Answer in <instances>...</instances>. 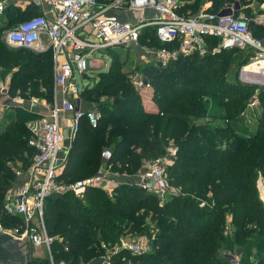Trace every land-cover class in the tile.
I'll return each instance as SVG.
<instances>
[{
  "label": "trees",
  "instance_id": "1",
  "mask_svg": "<svg viewBox=\"0 0 264 264\" xmlns=\"http://www.w3.org/2000/svg\"><path fill=\"white\" fill-rule=\"evenodd\" d=\"M187 1L182 9L185 12L195 6L198 12L208 1L211 5L207 10L218 12L228 0ZM14 4L10 3L0 15V38L4 28L15 24L8 22L17 23L42 13L40 6L32 3L26 2L24 8ZM146 29L153 33L147 31L152 42L146 39L153 48L172 47L171 43L157 39L155 28ZM5 47L0 39L3 73L15 66L22 73L38 71L51 96L52 69L48 63L39 66L40 59H49V55L20 54ZM221 50L180 57L165 67L145 65L143 79L155 91L170 81L177 90H171L169 104L160 103L157 95L153 97L157 113L143 110L138 92L116 58L108 72L99 73L96 83L83 90L92 105L98 103L94 108L100 109L101 118L95 128L82 118L59 179L70 182L79 178L82 160L89 153L98 168L104 149L111 151L108 163L114 169L133 174L142 159L163 155L172 140L177 152L166 166L165 177L177 192L163 203L157 194L135 184L116 186L115 200L100 188L88 189L86 202L72 194L49 196L43 219L48 234L54 238L51 250L55 262L80 264L102 256V243L112 248L121 242L122 235L136 233L149 215L152 222L143 228L149 250L120 251L112 257L114 264H236V252L239 264H264V203L256 186L259 177L264 179V94L259 97L262 113L254 131L240 132L246 102L255 86L243 84L236 77L234 81L228 80L229 50L235 49ZM19 79L18 83L10 77L11 93L19 90L26 97L38 87L31 77ZM101 97H106L107 103L100 102ZM218 107L224 113L220 116L221 124L216 123L221 120L218 117L208 119L216 116L212 110ZM17 113L18 119L7 123L0 134V210L4 195L14 182L12 164L19 161L22 168H27L36 152L28 143V122L38 113L23 109ZM90 134L98 138L93 143ZM118 163L120 168L116 167ZM201 201L205 205L201 206ZM141 208L146 212L139 214ZM228 252L235 254L234 260ZM27 264L50 263L32 255Z\"/></svg>",
  "mask_w": 264,
  "mask_h": 264
},
{
  "label": "built area",
  "instance_id": "2",
  "mask_svg": "<svg viewBox=\"0 0 264 264\" xmlns=\"http://www.w3.org/2000/svg\"><path fill=\"white\" fill-rule=\"evenodd\" d=\"M183 1L112 0L110 4L101 5L99 0H26L38 6L46 5L49 9L12 26L3 37L11 46L35 51L50 48L54 62V84L71 95L80 92L75 72L80 76L85 74L89 56L109 48L130 46L138 40L141 29L149 25L155 28L159 41L172 44V47L153 51L159 66L165 67L180 57L193 54L203 56L208 51L214 53L217 49L246 48L249 50L248 56L245 58L246 62L240 65L238 80L243 84H257V89L264 87V42L253 34L249 18L243 13H234L227 9L218 12L201 10L192 14L182 10ZM10 3H17V0H0V15ZM121 5L134 12L148 8L155 15L151 19H140L139 22L131 23L109 11V7ZM254 21L264 24V5ZM213 40L216 44L214 47ZM135 77L134 85L138 89L152 87L143 77ZM256 100L257 96L254 94L248 105L253 106ZM66 111L73 114L71 127L74 132L83 117L93 128L97 127L101 118L97 108L82 111L64 98L61 103H54L47 112L38 113L30 120L28 143L36 151L30 166L33 176L12 197H7L1 210L4 214L19 216L20 222L11 226L0 222V232H8L18 238L28 235L33 248L42 247L47 251L50 264L65 262L61 260L56 263L52 258L51 244L54 238L48 234L43 219L47 198L68 192L81 198L91 188L108 191L128 176L108 163L111 151L104 149L101 153L104 163L95 174L70 182L59 179L63 166L59 155L64 141L60 119ZM176 152V147L167 148L161 156L142 159L140 169L130 175L135 180L133 184L146 192L157 194L160 198H164L165 194H175L177 189L170 187L165 180V169L167 163H171L176 156ZM111 183L113 185L110 187ZM256 186L264 203V179L259 177ZM200 205H205V202L201 201ZM148 244L122 240L111 248L102 243L105 263L108 264L112 256L120 251L145 252L149 250Z\"/></svg>",
  "mask_w": 264,
  "mask_h": 264
},
{
  "label": "crops",
  "instance_id": "3",
  "mask_svg": "<svg viewBox=\"0 0 264 264\" xmlns=\"http://www.w3.org/2000/svg\"><path fill=\"white\" fill-rule=\"evenodd\" d=\"M109 1L111 2L112 0H109ZM110 2L109 3L104 2V3H99V4H101V5L106 4L107 5V4H110ZM17 3H15L14 5H17L19 7L24 8L26 5L25 4L26 0H17ZM210 5H211L210 1L205 2L202 4V7H200L199 8L200 10H198V11H201V10L208 11L207 9L210 7ZM40 8L42 10V13L44 11H48V9H49L48 6H46V5L40 6ZM109 11L116 14L119 18L127 20L131 23L139 22V21H141L140 19H142V20L151 19L155 15L154 12L148 8L143 9L140 12H134L133 10H128L125 5H121L118 7H109ZM2 14H4V13H2ZM135 16H136V18H135ZM17 23H19V22H17ZM17 23H15L14 25H16ZM14 25H11V26L9 25L8 27L4 28L1 31V38L0 39L5 44V46H6L5 48H8V50L12 51V52H19L20 54H28V53H30V54L35 53V54H39V55L48 54L50 58L45 59L43 57L42 59H40L39 66L44 67L48 63L49 67H51V69H52V83H53L54 82V62H53V57H52V50L50 48H48V49H45L43 51H35L32 49H25V48L18 47V46L8 45L4 41L3 35L6 32V30H8L9 28H11ZM147 27L154 29L153 26H151V25L144 26L142 29H145ZM154 31H155V29H154ZM133 44H131L130 46H132ZM145 44L147 46H149V50H148L147 54L142 57V60L147 61V62H146V64L138 63V66H137L138 73H135V70L133 72V73H135V75H138L140 73L143 78H144V75L142 72V68L147 64H156L155 56L153 54V51L155 50V48H153L152 45H149L148 42ZM130 46L109 48L105 51H99L98 53L108 57V62H106L105 60H95L93 58H90V57H93L97 53L92 54L87 59V66H88L87 71L81 77L87 76L86 73L90 70L96 71V73H98V75H99V73L108 72L111 65H112V62L114 60V58H113L114 55H116V56L121 55L122 52L124 50H127ZM151 48H152V50H150ZM119 62H121V64L123 65L122 61H119ZM3 70H4V68L0 67V134H1V131H3V128L6 126L7 123L16 121L18 119V117H19L18 116L19 113H17L18 111L23 109V110H27L28 112L33 111L34 113H38L39 111H43L46 109V106L43 104L42 101H40L42 99L36 95L38 93H43L46 91L45 86L42 84V77L40 75V72H38V71L37 72H31L29 70L27 72L22 73L23 70L19 69L16 66L13 67L12 69H9V71H7L5 73H3ZM35 71H36V69H35ZM10 77H12V79L14 78V80L18 83L20 82L19 78L31 77L33 82H38V87L33 90L32 94L28 93L26 97H23L22 95H20L19 90H16L14 93H11V91L13 89L11 90ZM93 77L94 76H92V78ZM97 80H95V83ZM88 86L92 87L91 84L90 85L86 84V85L82 86L80 88V92L77 95L67 94V92L62 87H60L61 88L60 92H54L53 99L55 100V103H61V101L64 100V98H67L72 103L74 102L73 104L76 108H78L82 111H87V110L91 109L90 105H92V103H91V101L87 100L86 98L85 99H82V98L84 95L83 90ZM150 90H151V88H144L138 92L141 96V104H142L143 110L145 112L157 113L159 109H158L157 104L154 102V99L152 98V96L150 94ZM141 91H143V94ZM45 112H47V111H43L42 113H45ZM100 113L102 114L101 111H100ZM72 115H73L72 112L66 111L63 113V115L60 119V126H61L62 133L64 135V141H63V149H62L59 156H60V159H61V162L63 163V165L66 162L67 156L69 154L73 140H74L75 135H76V131L74 132L72 130V127H71ZM81 120H80V122H81ZM80 125H81V123L79 124V126ZM90 139H91V143H93L95 141V139H98V138L96 136H92V134H90ZM94 162L95 161H93L92 156L89 153V155L86 156L82 160V167H81V170H80L78 177L84 178V177H88L89 176L88 174H93V173L95 174L97 172L98 168L104 163V160L101 158L99 165H98V168H95ZM118 165H119V163L116 164V167H119ZM12 166L15 170V178H14V182H13L12 186L7 191V193L4 195L3 202L7 199V197L9 195H11V197H12L17 192V189H19L21 186L25 185L33 176V173H32L31 167H30L31 163L27 168H22L19 161H16L15 163H13ZM139 169H140V166L136 170V172ZM123 174H126L128 176H126L127 178L123 179L122 182H120L117 186H119L120 184H133V181H135V180L130 176L132 174H127L126 172H123ZM91 189H95V188H91ZM65 194H72L74 197H76V198L78 197L72 192L59 194V196H62ZM78 199L79 200L81 199V201H83V197H81V198L78 197ZM9 216H7V214H4L0 210V222L3 223L5 226H11V225L16 224V222H20L19 216H15V218H10ZM34 249L35 250H37V249L42 250L43 249L46 252V254H44V252H41V254H39V252H38V253H36V257L37 258H46L49 261L47 251L44 248L35 247V248H33V251H34ZM51 253H52V250H51ZM52 258H53V254H52ZM53 260H54V258H53ZM58 262H56V263H58ZM112 263H113V258L110 260V262L108 264H112ZM80 264H87V263H80ZM103 264H106V263L104 262ZM125 264H129V263H125ZM131 264H133V263H131Z\"/></svg>",
  "mask_w": 264,
  "mask_h": 264
},
{
  "label": "rangeland",
  "instance_id": "4",
  "mask_svg": "<svg viewBox=\"0 0 264 264\" xmlns=\"http://www.w3.org/2000/svg\"><path fill=\"white\" fill-rule=\"evenodd\" d=\"M104 2L109 3L110 1L99 0V3H104ZM188 3L189 2L187 0L183 1V6L185 7ZM263 5H264V0H247V1L228 0L222 4L221 8H219L218 11L227 9L230 12L234 11V13H243L250 20L249 25L251 26L252 32L257 37L261 38L264 42V24H260V23H257L256 21H254V17L257 14H259L260 11H262ZM200 7H202V5ZM191 10L192 11L194 10V12L197 13V7L196 6L193 9L191 8ZM191 10L188 12L191 13ZM135 18H136V16H135ZM14 23H16V22L15 21L8 22V24H14ZM147 28H149V27H147ZM147 31H150L152 33V31L149 29H146V28L142 29L140 32V34H141L140 38L132 46H130L127 50H124L122 52V54L119 55L118 57L116 55H114V57H113L114 59L116 58V60L123 62V65L121 64L122 71L128 75V78L131 81L136 92H139L141 90V89H138L134 85V81L137 78V77H135V76H137V75H135V73H138L137 66H138V63L146 64V62H147V61L142 60V57L144 55H146L148 50H149V46H147L145 44L146 39H148L149 42H152V40L150 41L152 35ZM212 46L214 47V46H216V44L213 43ZM150 50H152V48ZM220 51H222V50L217 49L215 52H220ZM229 51H230V61H229L230 63H229L228 68H227V75L226 76H227L228 80L234 81L235 80L234 77H236L238 79L237 75H238L240 65L245 61V58H247L249 50H247L246 48L245 49L238 48V49L229 50ZM90 58H93L95 60H105L106 62H108V57L101 55L100 53H97L93 57H90ZM114 63L116 64L118 62H114ZM134 70H135V73H133ZM86 75L87 76L81 77L77 72H75V79L77 81V84L80 86V88L86 84L94 85L95 80H97L99 77L98 73H96V71H94V70L88 71L86 73ZM92 76H94V77L92 78ZM138 76L142 77L140 73L138 74ZM172 82L173 81H170L169 83H167V85L160 86V90H158V91H155V89H153L151 87L150 94H151L152 98L153 97L155 98V95H157V96H159L158 100L160 101V103L169 104L171 102L169 99V97H171V95H172L171 90L177 91V90L173 89ZM60 89L61 88L59 86H56L53 82L52 86H51V96L46 91L43 93L37 94V96L42 99L40 101H42L43 104L46 106V109L43 111H47L50 107L53 106V104L55 103V100L53 99L54 92H60ZM141 92L143 94V91H141ZM254 94H256L257 100H256V103L250 107L248 104H249L250 98ZM262 94H264V89H262V88L257 89L256 87H254L253 89H251V95L249 96L248 101L246 102L247 103L246 108H245L244 113H243V122H242L243 126H242V128H240V130H241L240 132L244 133V132L254 131L255 127L257 126L259 117L261 116V113H262V104L260 101L261 99H259L260 95H262ZM139 96H140V94H139ZM85 98H86V96L83 95L82 99H85ZM140 98H141V96H140ZM88 100H91V98H89ZM100 100H101L100 102H102L104 104L107 103L106 97H101ZM97 104L98 103H96V104L94 103L93 105H90V108H93ZM43 111H39V112L42 113ZM212 111L216 116L208 117V119L210 121L214 120L215 117H218L219 119H221L220 116H222L224 114L219 107L213 108ZM31 112H33V111H31ZM200 121L203 122V120H200ZM216 123L221 124L222 119L217 120ZM173 142L174 141H172V140L169 141L170 145L167 146L168 149L169 148L173 149V147H175V145H173ZM167 148H166V151H167ZM167 164H170V163H167ZM140 167H141V164H140ZM165 176H166V174H165ZM84 178H86V177H84ZM77 179H80V177ZM165 180H166V177H165ZM112 185L113 184L111 183L110 187ZM100 189L107 195V197L109 199L115 200L117 198V192H115V188L111 187V189H109L108 191L103 190L102 188H100ZM169 198H170L169 194H165L164 198L159 197V200H160L159 202L163 203ZM86 199H87V196L85 194V195H83V201L82 202H86ZM121 203L123 204V201ZM128 203L129 202H127V203L125 202V204H128ZM105 204L106 203L102 200V205H105ZM47 205L48 204L46 203L45 209L47 208ZM132 207H131V210H132ZM143 210H145V209L144 208L139 209L138 213L139 214L145 213L146 211H143ZM146 210H147V208H146ZM127 212H129V210H127ZM145 218L142 220L143 223L140 224V229L138 227V230L136 231V233L126 234V235L124 234L121 236L120 241L123 240V242H129V243H132V242H142L144 244H145V242L147 243L149 241V239L146 236V230H143V228L145 226L148 227V225L151 224L152 220L149 218V215H148L147 219H145ZM228 220H230V217H228ZM136 221L137 220H134L133 223L135 224ZM154 225H155V222H154ZM44 226H45V223H44ZM141 227H142V230H141ZM45 228H46V226H45ZM126 230L127 229H125L123 231H126ZM150 247L151 246L149 245V248ZM38 252H39V254H41V252H44V254H46V252L43 249L42 250L41 249H39V250L34 249V251L32 252L33 258L36 257V253H38ZM228 255L230 258H232V260H234L233 256L235 254L228 252ZM239 259H240L239 253L236 252V258H235L236 264H239ZM112 264H114V263H112Z\"/></svg>",
  "mask_w": 264,
  "mask_h": 264
},
{
  "label": "water",
  "instance_id": "5",
  "mask_svg": "<svg viewBox=\"0 0 264 264\" xmlns=\"http://www.w3.org/2000/svg\"><path fill=\"white\" fill-rule=\"evenodd\" d=\"M250 85L257 86L252 83ZM32 251L33 247L28 235L18 238L8 232H0V264H27L32 258ZM104 262V256H99L92 258L87 264H103Z\"/></svg>",
  "mask_w": 264,
  "mask_h": 264
}]
</instances>
